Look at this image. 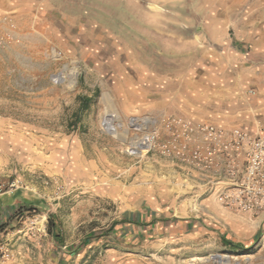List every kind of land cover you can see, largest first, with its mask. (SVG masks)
Returning a JSON list of instances; mask_svg holds the SVG:
<instances>
[{"label": "rangeland", "instance_id": "rangeland-1", "mask_svg": "<svg viewBox=\"0 0 264 264\" xmlns=\"http://www.w3.org/2000/svg\"><path fill=\"white\" fill-rule=\"evenodd\" d=\"M219 2L0 0V16L15 25L0 36L19 41L0 51V264H264L263 219L224 210L188 188L170 160L126 156L102 131L103 113L115 111L209 122L214 111L203 115L176 94L218 64L203 67L199 37L192 53L185 39L215 16L197 10ZM44 23L55 26L51 37ZM26 33L37 38L29 55ZM51 48L61 61L47 57ZM63 68L76 72L70 84L50 83ZM142 213L163 222L156 239L125 223ZM185 221L188 232L172 231Z\"/></svg>", "mask_w": 264, "mask_h": 264}, {"label": "built area", "instance_id": "built-area-1", "mask_svg": "<svg viewBox=\"0 0 264 264\" xmlns=\"http://www.w3.org/2000/svg\"><path fill=\"white\" fill-rule=\"evenodd\" d=\"M12 20L0 16V28L15 27ZM15 37L4 41L0 36V51L2 44L12 43ZM47 57L62 59L55 48L48 50ZM75 76V70L63 68L50 75L49 81L61 86L70 84ZM75 86L71 83L72 89ZM106 115L103 113L102 131L121 143V153L170 160L185 172L188 188L202 191L228 212L264 220V121L245 130L167 112L125 119L117 111Z\"/></svg>", "mask_w": 264, "mask_h": 264}, {"label": "crops", "instance_id": "crops-1", "mask_svg": "<svg viewBox=\"0 0 264 264\" xmlns=\"http://www.w3.org/2000/svg\"><path fill=\"white\" fill-rule=\"evenodd\" d=\"M219 1V7H200V10H197L205 14L212 12L215 16L201 24L199 34L195 32L198 27L189 29L190 36L185 39L186 47H191V53L195 45L197 46L196 43L199 42L198 46H202L200 52L203 67L207 61L218 64L197 71V75L208 78V81L197 82L193 86L187 85L186 89L189 90L185 95L177 92L176 96L183 95L186 103L191 101L193 109L202 110L203 115L207 111H214L206 116L209 122L228 128H251L257 116L264 118V0ZM16 20L23 28L22 17H16ZM43 26V35L51 37L55 34V26L52 23H44ZM25 35L24 47L28 51L37 38L31 33ZM195 35L199 37L198 42L194 40ZM15 40L16 42L11 44L19 45L17 37ZM29 54L28 51L27 55ZM191 72L193 73V69ZM239 219L240 217L235 218ZM128 222L126 224L141 236V239H156L162 234L163 222L155 220L153 213L137 214ZM190 222L168 224L173 226L172 231L183 234V227L187 232L190 226L192 227ZM196 230L197 233L206 232L202 228Z\"/></svg>", "mask_w": 264, "mask_h": 264}, {"label": "trees", "instance_id": "trees-1", "mask_svg": "<svg viewBox=\"0 0 264 264\" xmlns=\"http://www.w3.org/2000/svg\"><path fill=\"white\" fill-rule=\"evenodd\" d=\"M88 101L86 100V99H84L83 100V102H82V104L83 105H86V103H87ZM125 223H129L128 221H125ZM54 229V224L52 223V225H51V230H53ZM225 246L226 245H229V246H231V247H233V248H238L235 244H233V243H225L224 244Z\"/></svg>", "mask_w": 264, "mask_h": 264}]
</instances>
